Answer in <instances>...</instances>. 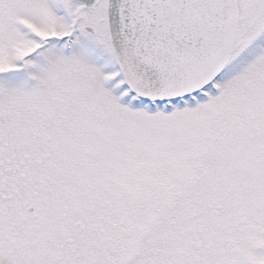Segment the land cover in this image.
<instances>
[{
  "label": "snow or ice",
  "instance_id": "6c2138e0",
  "mask_svg": "<svg viewBox=\"0 0 264 264\" xmlns=\"http://www.w3.org/2000/svg\"><path fill=\"white\" fill-rule=\"evenodd\" d=\"M0 264H264V0H0Z\"/></svg>",
  "mask_w": 264,
  "mask_h": 264
}]
</instances>
